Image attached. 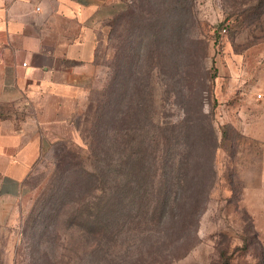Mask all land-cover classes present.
<instances>
[{
    "label": "rangeland",
    "instance_id": "1",
    "mask_svg": "<svg viewBox=\"0 0 264 264\" xmlns=\"http://www.w3.org/2000/svg\"><path fill=\"white\" fill-rule=\"evenodd\" d=\"M95 39L96 71L73 130L27 179L19 264L32 252L39 264H264V146L248 133L264 127V0L113 1L97 14ZM158 149L170 159L165 214L138 220L125 209L110 233L82 236L77 210L99 203L95 174L105 179L124 153L147 160L127 158L126 171L164 191ZM117 172L111 179L123 178ZM94 236L107 252L91 257L81 246L93 249Z\"/></svg>",
    "mask_w": 264,
    "mask_h": 264
},
{
    "label": "crops",
    "instance_id": "2",
    "mask_svg": "<svg viewBox=\"0 0 264 264\" xmlns=\"http://www.w3.org/2000/svg\"><path fill=\"white\" fill-rule=\"evenodd\" d=\"M113 1L0 0V264H15L34 164L73 130L96 71L97 14ZM256 127L248 133L264 146Z\"/></svg>",
    "mask_w": 264,
    "mask_h": 264
},
{
    "label": "trees",
    "instance_id": "3",
    "mask_svg": "<svg viewBox=\"0 0 264 264\" xmlns=\"http://www.w3.org/2000/svg\"><path fill=\"white\" fill-rule=\"evenodd\" d=\"M228 28L229 26L226 23L223 26L222 31H227ZM96 57H97V46H96ZM96 57H95V64H97ZM71 122H73V119L71 120ZM119 138H121V136H117L118 140ZM124 146H126V149H128L127 144H125ZM155 152H157V150H155ZM158 153H161V155L158 156V158H160L161 161L165 160L164 163L159 166V168H164V169L160 170L161 178L158 182L159 184H161L162 188H164V191L161 190L159 192L160 188H156L155 190L154 186L148 187V181L146 180L147 178L150 181L148 175L145 176L146 178L143 177V179H140L139 172L130 173L129 169L128 171L124 169V164L126 163L125 160L127 158L134 159L136 163L137 162L144 163L145 161H147L145 159H138L136 157L134 158L133 154L131 155L128 154L126 158V155L124 153L123 159L119 163H114L110 161V163H108L109 166L110 165L119 166V168L108 167L107 168L108 170L104 171V175L106 176L105 179H100L101 175L95 174L94 185L96 188H95V192L90 194V196L93 197L94 199H97L99 203L94 204V202H92L88 204V207L77 210V218L75 222L78 226V229L82 231L81 233L82 236H84L85 238H87L90 235H99L100 237H102L106 235L107 233H110L112 230L111 226L114 224L115 219H118L119 217H121L119 216V214L121 215L125 209H129V211L131 212L137 211L136 217L138 218V220L140 219L145 220L147 218L161 217V215L163 216L165 214L166 208L172 202V197H173L172 194L170 193L171 185H172L171 182H170V188L168 189L170 177H168L167 169L169 167L170 159H168V151L166 149H158ZM179 153L181 154V152ZM180 160L183 162L184 159L180 158ZM154 161L155 162L157 161V157L155 156H154ZM136 163L131 164L132 165L131 167L135 168ZM120 169L123 170V178H112L111 179L112 176L115 177V175H119L121 173V172L114 173V170H120ZM177 171L179 174L177 176V183L181 185L182 179H183V168H180ZM99 180L101 181L100 182L101 184L106 183V182H108L109 184L107 186H103L100 190L99 186L97 185V182ZM147 189H154V191L150 192ZM98 190H100L99 193L97 192ZM82 197L83 199H85V197H87V194ZM104 197L106 200L108 199L106 203L108 205L105 207L101 205V202L104 200L103 199ZM85 201L83 203H86ZM150 210L151 212L147 213ZM151 213L152 215L150 216ZM132 219H133V216H132ZM23 235L26 236V232L24 233L23 231ZM95 237L96 236H94L95 244L93 246V249H91L90 251H88L87 244H84L81 246L83 251L88 253L87 255H91V257H93L94 254L101 255L107 252L106 249H103L102 247H100V244H102V242L98 238H95ZM96 244L98 246H96ZM21 246L19 245L18 249H16L15 264H19L20 262L18 255L20 253ZM70 249L73 251L75 250L74 247H70L67 250H70ZM74 253L77 257H80V255H78V252H74ZM30 256L31 258L28 259V263L37 264L38 259L35 257L34 252H32ZM56 258L57 257H55L54 259H50L49 257H47L46 260L48 264H59V261H57ZM23 262H24V258H23ZM42 264H44V261H42ZM64 264H71V263L68 260ZM74 264H90V262H83V263L74 262ZM225 264H228V262H226Z\"/></svg>",
    "mask_w": 264,
    "mask_h": 264
}]
</instances>
